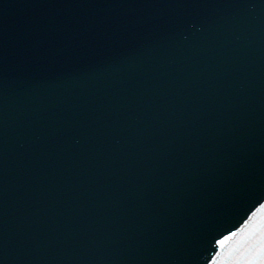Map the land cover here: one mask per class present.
<instances>
[{
  "label": "water",
  "instance_id": "obj_1",
  "mask_svg": "<svg viewBox=\"0 0 264 264\" xmlns=\"http://www.w3.org/2000/svg\"><path fill=\"white\" fill-rule=\"evenodd\" d=\"M2 8L0 9V17L1 20H4L8 23V31L13 32L14 28V20L12 21L13 15V4L15 0H4ZM119 0H110L111 4L113 2L118 3ZM200 0H195L197 3ZM20 9H23L21 12V20L26 22H32L31 19L27 17L36 15L39 16L41 13L45 11L50 12L52 8H58L57 5L59 0H50V4L45 3L44 1L36 0V2H31L27 4L25 0H18ZM12 3V4H10ZM10 4V6H9ZM6 5L8 7L6 8ZM18 6V8H19ZM96 6L92 5L89 2L87 5V9L91 10L90 12L93 15H98L100 10L98 11ZM3 12V13H2ZM8 12V13H7ZM57 17L60 18L62 12L58 11ZM8 15V17H6ZM16 16V14H14ZM263 16V15H262ZM262 16H253V19L259 21V18L262 19ZM40 17V16H39ZM52 17V16H51ZM50 17V18H51ZM27 18V19H26ZM53 18V17H52ZM198 18V14H194L192 16V21ZM0 20V41L3 38V29L2 22ZM174 25L170 24V34H174L180 27V25L171 21ZM36 25H41L42 23L36 22ZM19 28V26H18ZM23 35L27 36L30 40L33 41L36 37H40L34 33H38L37 30H28L22 29ZM150 31V30H149ZM147 31V32H149ZM146 34V31H144ZM136 35L137 40L135 41L136 50L132 47L131 40L127 39L125 41L124 34L110 35L109 38L105 40H101L98 43H95L96 46L105 48L108 52H113L119 58L118 63L122 64L123 61H127L130 64H134L137 62V57H139V63L142 65H150L149 72L158 70L160 67L158 62H154L155 58L159 55V47L156 51H152V48L146 45L140 44V39L138 38L140 34V30ZM36 35V36H33ZM88 40H91L92 36H85ZM102 39L107 36L101 35ZM69 38V37H68ZM99 38V39H101ZM255 38L258 41H264L263 35H257ZM147 40V37L143 38ZM214 42V41H213ZM73 42L70 43L72 46ZM39 48L42 46V42H39L37 45ZM67 47L65 55L69 61V65H62L63 62L57 61L54 58L60 51L57 49V43L53 42L46 46V50L51 52V56L45 51H41L42 54L49 55L51 58L55 59L54 64L51 65L52 60L50 58L41 57L39 52H35L31 57V62L27 64L28 71L27 75L30 76L32 81L28 78H24L21 74L14 80L11 86H6L5 84L0 85V151H4L5 156L0 154V164L4 163V169H7L12 162L11 153H13L16 149L17 143L20 141V136L27 130L28 126H33L37 123H40L39 120L42 121L44 116L49 114L48 112H42V109L38 108L43 104L47 98H50V86L49 83L61 84L65 83L66 89H68L67 84H71L74 81L75 71L80 68H84L83 66H87L90 71H95L97 76L107 77L105 69L100 66L93 69V66L90 62L94 59L98 64L102 63V59L97 54H94V58H92V54L88 51V48H79L76 47ZM132 49L127 51V49ZM86 49V50H85ZM239 54L236 56L230 55L229 59L222 64H218L219 66H225L224 69H229L227 73H222L223 75L220 77L223 81H225L228 75L232 72V69H236L241 73L245 72L243 69L237 67V60L243 59L245 65H249L250 60L252 64L257 63V54L254 53L256 50L252 44H241L239 47ZM88 50V51H87ZM40 51V50H39ZM259 53V52H258ZM240 58V59H238ZM63 61V55L61 56ZM126 62V63H127ZM242 62V64H244ZM33 64V65H32ZM73 65V66H72ZM25 76V75H24ZM70 76V77H69ZM239 76H242L246 79H250L249 73L246 74H235V79L238 81L241 80ZM2 80H5L1 78ZM6 81V80H5ZM42 82V83H41ZM94 84V83H93ZM77 91L82 98L78 101L79 105H81V109L87 106L86 113L90 114L92 117H85L83 123H86L85 120L88 121V138L79 140L80 138L75 133H72V130L66 129L65 127L58 126L48 128L50 134H54L57 137H45V136H37L38 139H35V144L33 145L29 153L25 152L24 148L18 149L19 157L15 159L16 161H21L22 159H26L25 164L18 166L15 170L11 169V171L6 175V178L0 180V264H7L10 262L9 253L16 257L19 264H22L21 261L25 262V255L22 251H26L30 256L33 257L32 261L39 256H44V248L42 242L47 241L55 244L56 241L52 238H48L46 236H51L50 226L48 228H39L38 230L35 227L36 219L38 218L34 210L35 204L41 205L40 201H49L50 198L57 202H62L63 208H71V205L75 201V197L79 194V191H85L88 188L86 182L89 178L88 171H95L99 164L102 166L105 163L108 149L111 144V141L115 135V130H119L121 128V123H118L120 119L119 113L115 111V105L108 104L105 99H107V94H102L100 97L101 105L98 107H93L88 102H92L90 100V90L89 86L86 83H75ZM235 86V84H234ZM95 88H98L95 86ZM69 90V89H68ZM38 96L41 98H37ZM118 91H113L112 94H116ZM2 100V101H1ZM51 102L52 111L53 109V100H48ZM241 100L237 101L238 104ZM117 102V101H116ZM112 114H116L113 119L111 118ZM71 119L74 116L68 115ZM206 121L211 120V118L205 117L203 118ZM218 118H216L217 120ZM221 120H225V118H221ZM74 121V120H70ZM81 121H79L81 123ZM69 123V122H67ZM72 125V122H71ZM73 127V125H72ZM184 135H188L187 131ZM166 134V131L163 130L161 132V137L158 138L163 143V137ZM183 134V133H182ZM184 139L188 138L187 136H183ZM171 140H174L171 138ZM176 140V139H175ZM21 142V141H20ZM22 143V142H21ZM38 147L40 148L38 150ZM37 148V149H36ZM129 148V147H128ZM128 148H125L126 154L129 153ZM10 151V153H9ZM4 153V152H3ZM137 155V154H136ZM138 158L132 157V161L136 162ZM139 162V161H137ZM145 161H142V163ZM14 163V162H12ZM24 165L26 168H24ZM130 167V164L127 168ZM27 168H30L27 169ZM44 172V173H43ZM85 175H83V173ZM5 173V172H4ZM43 174V175H42ZM53 174H56L53 175ZM45 175V177H44ZM47 175V176H46ZM124 178L118 182L120 177L111 178L109 181L114 185L115 190L117 191L118 197L116 199L122 198L127 201L132 202H145V196L143 197L139 192H134L132 194L127 187L128 177L126 174H123ZM43 179V180H42ZM147 191L154 190L153 183L147 182L143 185ZM104 187V184L99 187L98 191H100ZM43 189V190H42ZM129 190V191H128ZM93 193H95L93 191ZM98 194V193H97ZM42 196V198H41ZM50 198H48V197ZM65 199V201H63ZM51 202V201H50ZM59 202V203H60ZM79 202V201H78ZM76 202V203H78ZM64 203V204H63ZM68 203V204H66ZM64 208V209H65ZM34 231V232H33ZM49 232V233H48ZM31 236L32 242L28 241V238ZM130 236H136L130 234ZM128 236V238L130 237ZM40 248L41 250L36 253L32 251V248ZM10 258L11 260L13 259ZM8 258V259H7ZM28 261L29 256H28ZM134 262H128L127 264H134Z\"/></svg>",
  "mask_w": 264,
  "mask_h": 264
},
{
  "label": "snow or ice",
  "instance_id": "obj_2",
  "mask_svg": "<svg viewBox=\"0 0 264 264\" xmlns=\"http://www.w3.org/2000/svg\"><path fill=\"white\" fill-rule=\"evenodd\" d=\"M179 6L195 7V5ZM238 237V244H248V252L243 259L235 261L234 264H264V203H261L256 211L252 212V215L248 217L242 227L222 236L221 239L216 241V244L223 250ZM222 254L223 251L218 252L216 257L211 259L210 264H222L217 259Z\"/></svg>",
  "mask_w": 264,
  "mask_h": 264
}]
</instances>
